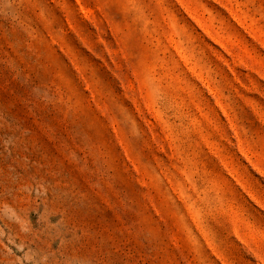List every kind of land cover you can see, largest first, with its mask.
<instances>
[{"label":"rangeland","instance_id":"rangeland-1","mask_svg":"<svg viewBox=\"0 0 264 264\" xmlns=\"http://www.w3.org/2000/svg\"><path fill=\"white\" fill-rule=\"evenodd\" d=\"M0 264H264V0H0Z\"/></svg>","mask_w":264,"mask_h":264}]
</instances>
